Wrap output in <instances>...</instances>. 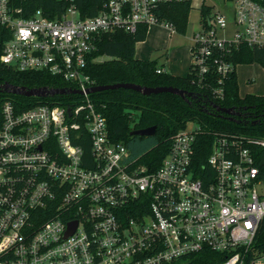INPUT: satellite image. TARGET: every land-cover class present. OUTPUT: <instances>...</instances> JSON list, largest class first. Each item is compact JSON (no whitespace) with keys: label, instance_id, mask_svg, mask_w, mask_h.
<instances>
[{"label":"built area","instance_id":"2783aa9c","mask_svg":"<svg viewBox=\"0 0 264 264\" xmlns=\"http://www.w3.org/2000/svg\"><path fill=\"white\" fill-rule=\"evenodd\" d=\"M23 1L0 0V24L11 33L2 63L48 72L83 93L25 108L0 104V264H196L192 254L205 249L218 253L214 264H245L264 220V138L191 120L151 168L113 140L87 92L102 34L151 25L179 32L161 6L188 0H105L91 15L64 0L54 17L42 8L26 15ZM234 2L232 35L220 34L225 13L200 5L190 73L206 99L225 98L241 45L264 52V0Z\"/></svg>","mask_w":264,"mask_h":264},{"label":"trees","instance_id":"16d2710c","mask_svg":"<svg viewBox=\"0 0 264 264\" xmlns=\"http://www.w3.org/2000/svg\"><path fill=\"white\" fill-rule=\"evenodd\" d=\"M105 0H78L84 14H95ZM26 15L42 8L51 17L56 16L65 7L64 0H24L22 2ZM191 1L168 3L161 6L162 18L173 22L179 32H185L188 26V16ZM209 11L203 7V12ZM148 28L141 27L137 33H127L122 30L102 34L96 49L91 53L88 71L96 85L134 82L142 85L160 86L173 85L200 93L189 97L161 92L145 95L141 92L115 88L92 93L91 96L107 117L110 136L115 141H123L133 154H143L142 161L151 164V168L159 166L171 146V138L191 120L198 122L204 128L216 129L237 135H248L264 138V95L240 93L237 72L228 78L226 95L222 100L206 99L204 92L192 83V75L178 76L163 71L157 72V62L152 59H141L136 56V44L147 37ZM10 30L0 24V56ZM104 56L103 59H100ZM235 63L249 64L264 62V52L248 45H241L232 58ZM11 83L27 86L67 87V83L57 76L45 71H18L6 66L0 59V83ZM75 94H56L54 96H24L0 91V104L6 99H12L17 107H30L37 103L48 101L67 102L75 99ZM210 102L223 107H234L240 114L235 115L237 121L219 116ZM138 115V119H136ZM257 121L254 123L253 121ZM156 126L154 136L132 135L135 129ZM86 151H89L86 148ZM150 159L152 160L150 162ZM203 160V159H201ZM264 252V220L254 242L253 250L246 255L245 264L258 253ZM196 264H214L218 253L205 249L199 254H192ZM168 264H181L174 261Z\"/></svg>","mask_w":264,"mask_h":264},{"label":"rangeland","instance_id":"374dc122","mask_svg":"<svg viewBox=\"0 0 264 264\" xmlns=\"http://www.w3.org/2000/svg\"><path fill=\"white\" fill-rule=\"evenodd\" d=\"M213 5V9H218L225 13L229 22L225 31H220L221 35H232L237 29L234 22L235 2L234 0H192V8L188 16V26L185 32H170L165 27L159 25H151L148 29L147 37L152 34L154 38H145L138 41L136 44V54L141 59H152L157 62V65L167 68V73L173 72V65L180 63L183 56L189 53L188 47L192 44L191 37L200 27L201 9L200 5ZM169 32V33H168ZM166 39V46L155 45V41ZM155 40V41H154ZM101 56L100 59H103ZM264 66L262 63L254 62L249 64H240L237 66V73L239 74L240 93L242 95L253 93L257 95H264ZM171 74V73H170ZM247 77L255 78L254 81L246 82ZM138 119V115H136ZM187 126H193L189 123ZM264 261V258H263Z\"/></svg>","mask_w":264,"mask_h":264},{"label":"water","instance_id":"95a60500","mask_svg":"<svg viewBox=\"0 0 264 264\" xmlns=\"http://www.w3.org/2000/svg\"><path fill=\"white\" fill-rule=\"evenodd\" d=\"M115 88H126L132 89L138 92H141L145 95L156 94L161 92H171L177 95L182 96L184 99L188 100L189 97H196L199 96L200 93H195L193 91H189L186 89H182L177 86L173 85H160V86H149V85H142L140 83L134 82H120L114 84H102V85H95L87 89L88 93H95L98 91H103L107 89H115ZM0 91L8 92L13 94H21L24 96H39V97H47V96H54L56 94H74V93H83L82 90H76L69 87H54V86H40V87H27L22 85H17L11 83L9 81H5L0 83ZM201 96V95H200ZM212 107L219 112V116L225 117L232 121H237L235 115L240 114L239 111L236 110L234 107H223L215 102H210ZM71 109L69 108V112ZM256 123L257 121H253ZM157 127L149 126L146 128L135 129L131 131L132 135H139V136H154L156 134ZM74 227H71L73 230Z\"/></svg>","mask_w":264,"mask_h":264},{"label":"crops","instance_id":"0c3cea01","mask_svg":"<svg viewBox=\"0 0 264 264\" xmlns=\"http://www.w3.org/2000/svg\"><path fill=\"white\" fill-rule=\"evenodd\" d=\"M160 26V25H159ZM163 27V26H162ZM167 29V28H166ZM170 31V30H169ZM169 33V32H168ZM148 34V33H147ZM150 37H147V38H151V40L154 38V36H152V34H150L149 35ZM166 39H164V37H163V40H160V41H155V45L157 44H159V43H161V44H159V45H162V46H166V41H165ZM188 50H189V53L188 54H186V56L184 57L183 56V60H182V62H180V63H175L174 65H173V72H170L171 74H174V75H178V76H186V75H188L189 73H190V70H191V64H192V54H191V45H189V47H188ZM136 56H137V54H136ZM240 65V64H239ZM160 67H162V69L164 70V71H166L167 72V68L165 67V65H161ZM264 69V68H263ZM237 75H238V81H239V74L237 73ZM255 80V78H253V77H247L246 78V82L248 83V82H251V81H254ZM239 87H240V82H239Z\"/></svg>","mask_w":264,"mask_h":264}]
</instances>
